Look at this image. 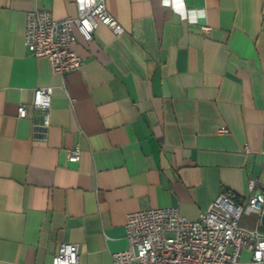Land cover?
<instances>
[{
    "label": "crops",
    "instance_id": "crops-1",
    "mask_svg": "<svg viewBox=\"0 0 264 264\" xmlns=\"http://www.w3.org/2000/svg\"><path fill=\"white\" fill-rule=\"evenodd\" d=\"M184 1L188 21L164 0H105L124 32L75 30L84 63L62 76L24 46L26 13L75 17V0H0V264H52L62 243L79 245V264H112L129 213L195 221L223 192L248 197L250 179L263 192L264 0ZM41 87L53 90L45 139Z\"/></svg>",
    "mask_w": 264,
    "mask_h": 264
},
{
    "label": "built area",
    "instance_id": "built-area-1",
    "mask_svg": "<svg viewBox=\"0 0 264 264\" xmlns=\"http://www.w3.org/2000/svg\"><path fill=\"white\" fill-rule=\"evenodd\" d=\"M182 20H191L184 0H164ZM77 15L57 19L48 10L26 13L24 46L36 58H46L56 74L77 72L84 60L75 51L77 30L86 42L93 39L99 24L108 26L114 35L123 26L110 14L105 0H75ZM202 16V14L197 15ZM204 33L210 31L202 25ZM52 88H36L31 105L40 114L35 135L45 139L50 126ZM25 118V104L18 107ZM227 133L226 128H221ZM67 159L79 162L81 149H69ZM264 174V164L262 168ZM249 196L238 200L233 192L221 193L195 221L182 216L175 207L144 209L127 214L125 230L128 249L114 253L112 264H236L243 250L252 254V264L264 262V234L259 231L264 214V193L257 190L256 179L248 182ZM245 215H255L257 224L250 230L241 226ZM52 264H79V245L62 243Z\"/></svg>",
    "mask_w": 264,
    "mask_h": 264
},
{
    "label": "water",
    "instance_id": "water-1",
    "mask_svg": "<svg viewBox=\"0 0 264 264\" xmlns=\"http://www.w3.org/2000/svg\"><path fill=\"white\" fill-rule=\"evenodd\" d=\"M263 193H264V188H263ZM262 224L264 225V214L262 216Z\"/></svg>",
    "mask_w": 264,
    "mask_h": 264
}]
</instances>
